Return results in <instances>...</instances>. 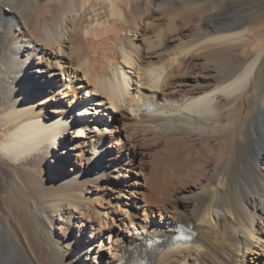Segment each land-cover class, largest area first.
Here are the masks:
<instances>
[{
    "label": "bare ground",
    "instance_id": "obj_1",
    "mask_svg": "<svg viewBox=\"0 0 264 264\" xmlns=\"http://www.w3.org/2000/svg\"><path fill=\"white\" fill-rule=\"evenodd\" d=\"M249 254L264 264V0H0V264Z\"/></svg>",
    "mask_w": 264,
    "mask_h": 264
},
{
    "label": "rangeland",
    "instance_id": "obj_2",
    "mask_svg": "<svg viewBox=\"0 0 264 264\" xmlns=\"http://www.w3.org/2000/svg\"><path fill=\"white\" fill-rule=\"evenodd\" d=\"M251 259H252V256H251V254H249L248 257H247V260H246V264H254V263L251 261Z\"/></svg>",
    "mask_w": 264,
    "mask_h": 264
}]
</instances>
